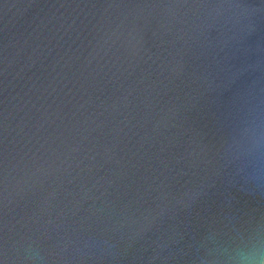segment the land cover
I'll use <instances>...</instances> for the list:
<instances>
[{"label": "water", "instance_id": "obj_1", "mask_svg": "<svg viewBox=\"0 0 264 264\" xmlns=\"http://www.w3.org/2000/svg\"><path fill=\"white\" fill-rule=\"evenodd\" d=\"M253 162L264 0H0V264H237Z\"/></svg>", "mask_w": 264, "mask_h": 264}, {"label": "clouds", "instance_id": "obj_2", "mask_svg": "<svg viewBox=\"0 0 264 264\" xmlns=\"http://www.w3.org/2000/svg\"><path fill=\"white\" fill-rule=\"evenodd\" d=\"M250 168L251 171L247 173L250 182L258 190H264V166L253 162ZM235 249L237 264H264V245L249 248L237 245Z\"/></svg>", "mask_w": 264, "mask_h": 264}]
</instances>
